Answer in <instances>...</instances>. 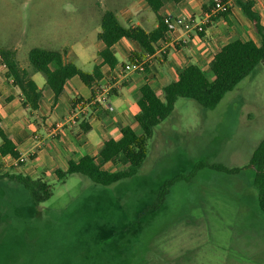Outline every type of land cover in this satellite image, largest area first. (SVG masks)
Segmentation results:
<instances>
[{
    "label": "rangeland",
    "instance_id": "1",
    "mask_svg": "<svg viewBox=\"0 0 264 264\" xmlns=\"http://www.w3.org/2000/svg\"><path fill=\"white\" fill-rule=\"evenodd\" d=\"M132 1L0 0V45L15 44L18 63L28 67L33 46L82 44L87 57L71 51L68 58L90 71L101 12ZM145 14L153 17L141 18L150 28L156 14L148 7ZM263 137L260 62L215 107L179 97L130 177L109 185L77 173L64 182L48 177L53 194L39 204L23 186L0 179V264H264V212L254 170L243 167ZM199 162L243 168L225 173ZM175 175L163 204L139 216Z\"/></svg>",
    "mask_w": 264,
    "mask_h": 264
},
{
    "label": "trees",
    "instance_id": "2",
    "mask_svg": "<svg viewBox=\"0 0 264 264\" xmlns=\"http://www.w3.org/2000/svg\"><path fill=\"white\" fill-rule=\"evenodd\" d=\"M148 7L156 14V25L146 30L139 24H122L115 12L104 9L101 12L97 38L104 43V48L99 55L102 62L112 69L116 63L115 43L126 38L136 43L138 51L129 55V62L140 61L149 54L154 53L157 43L162 41L167 31V24L163 15L158 14L159 7L165 2H178L179 0H144ZM245 16L252 22L259 35V42L252 39L233 38L218 48L212 55L208 67L213 77L209 79L202 68L195 64H188L177 72V79L162 86L160 94L156 92L147 81L139 87V96L136 99L137 111L134 114V123L142 130L136 133L131 124L120 128L118 139L105 140L98 152L100 162H96L94 156L85 154L77 160L68 159L65 169L55 168L54 176L57 181L64 182L67 175L77 173L91 181L109 185L119 179L134 175L147 155V141L152 137L154 127L165 119L174 109L179 97L194 99L199 105L206 108L215 107L227 91L232 90L260 62L264 63V25L260 22L259 14L252 9L253 0H237ZM210 8L203 6L204 11L210 12ZM231 8V7H230ZM230 8L224 12L209 14L204 27L217 16L227 19ZM204 31L198 32L201 36ZM176 45V44H175ZM65 49H49L33 46L28 50V67L21 66L16 59V52L9 47H0V60L6 70V81L17 87L21 97V106L27 117L33 113L39 115V100L41 90L32 78V74L40 72L45 78L46 85L53 92V106L58 100L65 82L74 75L87 86H91L102 77L99 65H95L91 71H86L64 58ZM51 63H56L55 68H50ZM146 70V66H145ZM94 95V91H93ZM91 99L83 100L75 97L71 101L74 109L76 103L81 102L85 106ZM97 106L89 104L87 110L80 113L77 125L82 132L90 129L89 119L92 110ZM33 121L34 118H32ZM1 122V118H0ZM11 156L12 160L20 156L15 143L5 133L0 123V179H8L23 186L31 200L35 204L47 200L53 194V186L42 176L32 177L24 171H12L4 169L2 158ZM32 156V154L30 155ZM111 162L121 164V168L110 171L102 167L103 163ZM23 162H20V165ZM208 166L225 173H237L243 167L254 170L253 182L257 189V205L264 212V137L251 152L248 162L243 167H229L220 163L203 164L197 163L195 167ZM180 175H175L162 181L157 189L156 200L145 205L140 211L142 216L146 211H156L164 202L169 186Z\"/></svg>",
    "mask_w": 264,
    "mask_h": 264
},
{
    "label": "crops",
    "instance_id": "3",
    "mask_svg": "<svg viewBox=\"0 0 264 264\" xmlns=\"http://www.w3.org/2000/svg\"><path fill=\"white\" fill-rule=\"evenodd\" d=\"M145 3L144 0H134L113 11L122 24H139L146 30H150L156 25L157 20L155 17V22L151 27H145L141 18H153L145 14L148 7ZM232 3L227 19L220 15L217 16L216 19L210 21L208 26L204 27L201 36L191 32L185 35V43L176 45L159 41L154 53L142 59L146 66L144 72L124 69V64L129 62V55L138 51L134 41L121 38L115 43L117 63L110 69L106 63L102 62L99 55L104 48V43L97 38L96 57L91 70L95 65H99L102 77L97 83L87 86L77 75L72 76L63 85L54 106L52 104L53 92L46 85L44 76H40V72L33 73L32 78L42 94L39 100V115L43 116L40 118L33 113L32 118L35 121L28 119L21 106L18 88L6 81L4 76L6 68L0 60V123L5 133L15 143L20 155L26 157L21 166L14 167L11 165V156L5 155L2 158L4 169L24 171L32 177L42 176L44 179L55 177V168L65 169L68 159L77 160L80 156L89 154L94 156L96 162H100L98 152L103 142L109 138L118 139L122 126L131 124L135 132L140 134L142 130L140 131L141 128L134 123L133 119L137 111L136 99L139 96V87L145 81L156 92H159L163 85L176 80L178 70L188 64L195 63L205 72L204 68H209L208 63L214 52L229 40L238 37L259 42L258 33L243 13L237 0H232ZM210 5L211 0H179L163 3L157 12L161 15L171 13L191 16L195 20L204 21L205 24L209 16L206 15L208 11H204L203 6L210 8ZM252 9L259 14L260 22L264 25V0H253ZM14 45H0V47H9L16 52ZM49 46L39 47L65 49L66 61H71L68 58L71 51L76 58L87 57L86 47L82 44L75 49H72L69 43L61 47H55L53 43H49ZM56 66V63L50 64V68ZM78 96L83 100L91 99L85 106H82L80 113L86 111L89 104L97 103L88 121L90 129L87 132L79 129L78 116L74 123L67 121L73 111L71 101ZM56 122L63 123V126L54 130L53 126ZM121 166V164L111 162L102 164L103 168L110 171L117 170Z\"/></svg>",
    "mask_w": 264,
    "mask_h": 264
},
{
    "label": "built area",
    "instance_id": "4",
    "mask_svg": "<svg viewBox=\"0 0 264 264\" xmlns=\"http://www.w3.org/2000/svg\"><path fill=\"white\" fill-rule=\"evenodd\" d=\"M212 7L210 12L206 15L216 13V12H224L228 10L232 6V0H212ZM163 20L167 24V31L165 34L164 39L162 40L163 43L171 42L172 44H183L186 42L185 35L189 33H198L204 31V21L202 20H195L191 16H181V15H174L171 13L163 14ZM124 69L126 71H136V72H144L145 65L144 61H135V62H127L124 64ZM82 108L81 102H78L71 114L68 117L67 121L72 123L75 122L76 117L80 113ZM109 109H112L111 106H108ZM63 126V123L56 122L53 126L54 130H57ZM35 137V136H34ZM26 157L24 155H20L18 158L13 159L11 165L14 167H18L20 162H24Z\"/></svg>",
    "mask_w": 264,
    "mask_h": 264
}]
</instances>
